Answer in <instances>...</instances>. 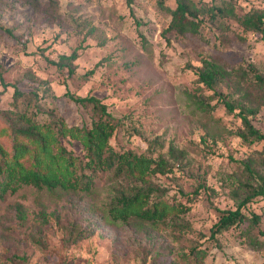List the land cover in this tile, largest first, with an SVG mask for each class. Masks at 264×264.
Listing matches in <instances>:
<instances>
[{"label": "rangeland", "instance_id": "1", "mask_svg": "<svg viewBox=\"0 0 264 264\" xmlns=\"http://www.w3.org/2000/svg\"><path fill=\"white\" fill-rule=\"evenodd\" d=\"M133 7L135 16L125 0H0V70L10 83L4 89L0 81V144L10 155L17 122L12 110L39 109L36 119L54 127L91 125L92 110L66 95L67 80L74 94L99 97L119 119L110 138L115 152L148 158L152 166L163 159L170 166L167 173L143 177L118 174L117 165L92 171L89 192L29 184L5 193L0 197V264H264V246L252 243L264 240V198L243 209L242 224L217 234L220 246L210 237L219 219L215 206L237 208L232 189L245 176L241 160L264 141L242 143L236 132L243 127L241 119L197 75L204 56L229 70L255 67L264 74V38L234 19L211 22L207 15L199 34L165 32L174 0H135ZM235 7L240 14L264 10V0H236ZM74 49L79 52L75 75L49 62ZM14 84L23 92L16 104ZM219 90L231 91L224 85ZM195 95L214 109H200ZM250 117L264 132V107ZM18 141L31 147L21 162L35 167L36 154L44 153L27 139ZM60 146L73 154L80 171L88 160L81 140L67 133L51 142L52 152ZM143 184L163 190L145 199L144 208L161 199L168 204L166 216L154 222L135 213L117 216L112 208L121 209V192ZM200 184L206 186L195 195ZM15 205L23 206L26 221L11 214ZM254 213L260 215L258 225L251 223ZM71 223L81 229L79 235H70ZM39 230L40 246L32 240Z\"/></svg>", "mask_w": 264, "mask_h": 264}, {"label": "trees", "instance_id": "2", "mask_svg": "<svg viewBox=\"0 0 264 264\" xmlns=\"http://www.w3.org/2000/svg\"><path fill=\"white\" fill-rule=\"evenodd\" d=\"M130 14L135 16L133 5L135 0H125ZM165 0H160L163 4ZM176 7L171 9V21L165 32L176 31L180 34L192 33L199 34L202 23L205 22L204 15L208 16L211 22L219 19L231 18L236 20L245 31L258 32L264 38V10H252L240 14L236 7V0H214L212 5H197L194 0H174ZM141 25L139 21L136 22ZM79 57L78 49H74L70 54H61L57 60L50 59L49 62L56 66L59 71L68 70V75L73 76L76 73V60ZM201 66L197 72L198 81L205 88L211 90L214 97L222 102L227 111L241 119L242 129L237 132L242 143L253 146L264 141V132L258 129L251 120V115L255 116L264 107V74L258 72L255 67L226 69L218 61L211 57L204 56L201 59ZM95 68L83 77L93 74ZM0 81L6 89L10 83L6 80L4 73L0 70ZM67 83L66 95L75 103L90 107L92 110L91 125H83L80 128H67L62 123H56V127L51 124L42 123L36 119L39 109L35 112L15 111L12 113L17 119L12 126L14 132V152L12 155L7 152L0 144V197L7 192H15L22 185H34L37 188H47L49 191H55L57 188L64 190L82 189L86 192L91 190L93 172L97 170L112 169L117 165V173H126L128 175L146 176L152 172L167 173L170 166L160 159L152 166V162L146 158L131 157L130 152L117 153L110 144V138L119 124L117 119L108 110L107 104L95 95L88 94L79 96L74 94ZM224 85L230 88V94L224 95L220 86ZM14 103H17L23 92L14 84ZM197 106L206 111H212L214 105H211L204 97L194 96ZM39 108V107H38ZM71 133L74 137L81 140L87 149V158L81 162L80 171L75 169L74 156L65 146H60L56 153L52 152L51 142L58 141L60 136ZM18 139H27L32 145H37L40 152L44 155L40 157L37 153V165L33 168L26 167L21 158L30 152V145L18 141ZM27 142V143H28ZM109 154H106L107 152ZM170 151L174 158L175 148ZM40 157V158H39ZM245 176L237 181L235 188L232 189V196L236 201V209L220 208L215 206L219 219L210 228L211 238L220 246L217 234L232 227L242 224L246 217L243 209L250 202L257 198H264V145L261 149H254L249 156L241 160ZM87 170H91L87 174ZM93 171V172H92ZM200 184L195 195L200 189L205 187ZM163 194L158 186L143 184L131 186L129 191H122L118 202L121 209L115 205L112 208L115 214L120 217H127L128 213H135L136 216L144 220L159 221L166 216L168 204L157 199L152 205L144 208L146 200L152 194ZM12 215H16L19 221H26V214L22 205L10 207ZM46 221V220H44ZM251 223L258 225L260 215L253 214ZM70 235L81 233L74 223L69 224ZM41 230L33 235L32 240L38 246L44 244L40 236ZM264 236V230L260 231ZM252 243L261 247L264 246V240H253ZM192 251H198L193 247ZM196 262L199 263L197 256ZM15 264H22L18 261Z\"/></svg>", "mask_w": 264, "mask_h": 264}]
</instances>
